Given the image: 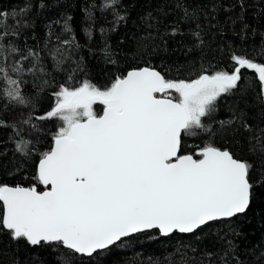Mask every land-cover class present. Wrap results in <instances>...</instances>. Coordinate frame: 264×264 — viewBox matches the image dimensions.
<instances>
[{
	"label": "snow or ice",
	"instance_id": "obj_1",
	"mask_svg": "<svg viewBox=\"0 0 264 264\" xmlns=\"http://www.w3.org/2000/svg\"><path fill=\"white\" fill-rule=\"evenodd\" d=\"M118 2L103 0L101 8H114ZM27 11H0V98L13 106L34 108L23 86L29 83L26 74L38 91L50 84L44 79L50 73L41 51L52 58L56 71H64L62 65L80 45L70 16L62 24L68 38L57 35L55 47H49L52 24L47 26L49 40L43 49L22 50L6 43L30 26L17 19ZM86 12L91 20V11ZM6 17L15 26L7 24ZM123 19L116 14L117 22ZM85 32L91 38V28ZM104 51L107 55V47ZM231 60L235 62L231 72L204 71L195 79H166L143 67L115 77L103 88L89 80L77 86L59 84L50 110L38 117L59 124L51 148L39 158L37 183L0 184V229L32 246L57 243L74 255L91 257L136 233L153 229L162 236L193 233L208 222L244 213L254 197L252 165L212 144L183 152L186 137L210 130L205 118L216 112L222 94L237 87L242 69H253L264 90V63L235 54ZM79 71L83 69L76 63L72 73ZM73 78L70 74L67 80ZM97 104L102 106L99 114ZM32 120L29 114L18 123L35 128ZM0 127L17 129V123L0 119ZM30 143L17 141L16 151L28 155Z\"/></svg>",
	"mask_w": 264,
	"mask_h": 264
},
{
	"label": "trees",
	"instance_id": "obj_2",
	"mask_svg": "<svg viewBox=\"0 0 264 264\" xmlns=\"http://www.w3.org/2000/svg\"><path fill=\"white\" fill-rule=\"evenodd\" d=\"M102 3L103 0H0V11L28 9L17 19L30 26L23 28L19 36L9 37L6 43L22 50L43 49L49 40L47 26L52 24L49 47H55L57 35L68 38L62 33V24L70 16L80 45L72 59L62 65L64 71H56L52 58L41 51L50 73L44 79L50 84L38 91L32 86L33 77L26 74L29 83L23 86L34 108L13 106L0 98V119L17 123V129L22 127L19 135L17 129L0 127V184L29 187L37 183L34 177L39 158L51 148L59 124L40 121L38 117L50 110L52 93L59 84L77 86L89 80L103 88L115 77L142 67L153 68L166 79H195L204 71L231 72L233 54L264 63V0H119L114 8L103 10ZM86 10L91 11V20ZM117 13L124 19L117 22ZM56 20L61 23H53ZM5 21L15 26L11 17ZM88 27L91 38L85 32ZM18 58L16 54L14 59ZM76 63L83 71L72 73ZM70 74L74 77L71 82L67 80ZM216 108L210 118H205L210 130L196 138L186 137L183 152L212 144L252 165L254 197L243 214L212 221L189 234L162 236L158 230L138 233L91 257L74 255L57 243L32 246L24 238L13 239L8 230L0 229V264H264V90L258 74L253 69H242L237 87L222 94ZM95 111L101 113L102 106L97 104ZM29 114L35 128L18 123ZM21 139L31 142L28 155L16 151V142ZM37 187L44 190L42 185Z\"/></svg>",
	"mask_w": 264,
	"mask_h": 264
},
{
	"label": "water",
	"instance_id": "obj_3",
	"mask_svg": "<svg viewBox=\"0 0 264 264\" xmlns=\"http://www.w3.org/2000/svg\"><path fill=\"white\" fill-rule=\"evenodd\" d=\"M143 68V67H142ZM157 71V70H156ZM14 187V186H13ZM240 214H243V213H240ZM237 215H239V214H237ZM236 216V215H235ZM234 217V216H233ZM230 218H232V217H230ZM222 219H229V218H222ZM222 219H220V220H222ZM217 221V220H216ZM212 222V221H211ZM208 223H210V222H208ZM207 223V224H208ZM204 226V225H203ZM202 227V226H201ZM153 230H155V229H153ZM148 231H151V230H148ZM143 233V232H142ZM136 234H138V233H136ZM136 234H133V235H136ZM184 234H189V233H184ZM132 235V236H133ZM83 256H86V257H89V256H87V255H83Z\"/></svg>",
	"mask_w": 264,
	"mask_h": 264
}]
</instances>
